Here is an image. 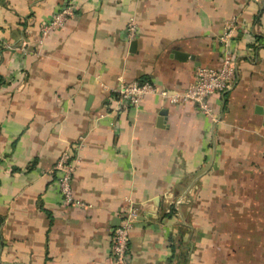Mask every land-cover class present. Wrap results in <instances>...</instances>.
Segmentation results:
<instances>
[{
	"label": "crops",
	"instance_id": "crops-1",
	"mask_svg": "<svg viewBox=\"0 0 264 264\" xmlns=\"http://www.w3.org/2000/svg\"><path fill=\"white\" fill-rule=\"evenodd\" d=\"M66 2L75 14L39 43ZM231 17L217 122L154 96L108 107L121 81L181 91L219 68ZM65 150L81 206L58 188ZM129 206V264H264V0H0V264H113Z\"/></svg>",
	"mask_w": 264,
	"mask_h": 264
},
{
	"label": "built area",
	"instance_id": "built-area-1",
	"mask_svg": "<svg viewBox=\"0 0 264 264\" xmlns=\"http://www.w3.org/2000/svg\"><path fill=\"white\" fill-rule=\"evenodd\" d=\"M76 5L66 2L56 9L47 20L40 22L38 28L37 41L41 43L50 33L60 29L64 23L75 14ZM236 19H228L220 36L222 43V61L219 68L198 67L195 71L194 79L187 87L181 91L168 90L160 87L151 81H121L112 90V95L108 100V107L112 111H117L123 105L133 107L139 106L142 100L148 96L158 97L162 102L170 105H182L190 102L201 112L208 115L214 122L218 118L214 115L208 98L213 94L223 95L230 91L237 78V66L233 52L229 49L228 43L235 33ZM126 37L132 40L136 37L138 28L134 19H129L125 27ZM23 45V46H22ZM21 50L26 51L22 43ZM78 157L71 155L69 150H65L59 156L54 170L57 174V184L65 204L81 206L82 202L75 198L71 178L77 168ZM137 218L136 209L132 206L122 213L118 225L112 233V263L129 264V234Z\"/></svg>",
	"mask_w": 264,
	"mask_h": 264
},
{
	"label": "water",
	"instance_id": "water-1",
	"mask_svg": "<svg viewBox=\"0 0 264 264\" xmlns=\"http://www.w3.org/2000/svg\"><path fill=\"white\" fill-rule=\"evenodd\" d=\"M161 113H162V114H164V113H165V111H162Z\"/></svg>",
	"mask_w": 264,
	"mask_h": 264
},
{
	"label": "trees",
	"instance_id": "trees-1",
	"mask_svg": "<svg viewBox=\"0 0 264 264\" xmlns=\"http://www.w3.org/2000/svg\"><path fill=\"white\" fill-rule=\"evenodd\" d=\"M138 81H145V80H138Z\"/></svg>",
	"mask_w": 264,
	"mask_h": 264
}]
</instances>
